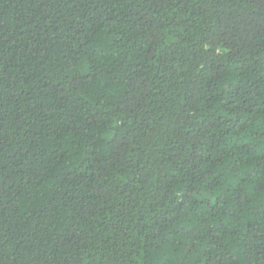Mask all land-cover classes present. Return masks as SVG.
Instances as JSON below:
<instances>
[{"label":"trees","instance_id":"trees-1","mask_svg":"<svg viewBox=\"0 0 264 264\" xmlns=\"http://www.w3.org/2000/svg\"><path fill=\"white\" fill-rule=\"evenodd\" d=\"M0 264H264V0H0Z\"/></svg>","mask_w":264,"mask_h":264}]
</instances>
